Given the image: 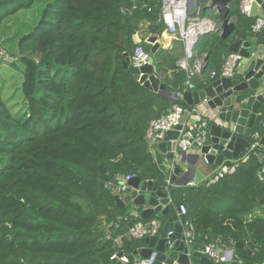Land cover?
Returning <instances> with one entry per match:
<instances>
[{
    "label": "trees",
    "instance_id": "trees-1",
    "mask_svg": "<svg viewBox=\"0 0 264 264\" xmlns=\"http://www.w3.org/2000/svg\"><path fill=\"white\" fill-rule=\"evenodd\" d=\"M34 1L0 0V24L5 10L16 13ZM230 5L237 28L251 29L255 18ZM160 6L161 0H53L19 38L26 56L11 55L23 65L25 104L16 110L0 92V264H133L134 256L130 263L112 259L146 245L127 234L129 227L153 218L163 225L166 216L142 219L117 204L106 183L130 173L168 187L172 202L187 206L195 249L221 237L235 243L243 264H264V163L252 156L216 183L175 186L152 154L149 122L173 101L139 82L124 54H133L143 24L162 35ZM232 40L218 32L201 37L192 63L206 54L205 71L219 68ZM177 50L154 54L158 76L174 93L190 89ZM192 82L201 89L211 79ZM118 216L127 219L116 228Z\"/></svg>",
    "mask_w": 264,
    "mask_h": 264
},
{
    "label": "water",
    "instance_id": "water-1",
    "mask_svg": "<svg viewBox=\"0 0 264 264\" xmlns=\"http://www.w3.org/2000/svg\"><path fill=\"white\" fill-rule=\"evenodd\" d=\"M231 0H212V6H216L221 18L220 36L224 40L233 39L229 44V51L239 53L242 58L237 61L234 74L238 67L242 66L244 72L239 77H220L211 81L206 87L199 90H187L184 92V102L188 105H200L206 103L211 111L208 120L209 140L201 148L200 154L190 160L189 153L177 151V138L179 136L178 125L176 129L166 133L164 139L158 144V148L166 154L169 165L173 168L171 181L178 186H184L190 178L191 168L184 170L182 165H195L199 163V156L203 155L214 170L225 161L237 159L248 148L251 135L260 129L264 114L260 112L261 103L264 102V33L249 30L240 33L236 23L231 19L229 3ZM264 11V0H256L253 3L251 14H257L258 9ZM204 32L201 37L209 34ZM249 36V37H248ZM143 44L146 52L155 54L161 47L159 36L145 32ZM18 58H21V48L16 50ZM124 66L131 69L134 77L145 87L158 92L163 98L175 100L176 93L166 89L165 83L158 76L156 66L146 64L141 67L131 65L130 55L124 54ZM207 64L203 63L202 70ZM257 92L256 94L247 92ZM205 100H207L205 102ZM264 144V135L261 138ZM183 171V172H182ZM182 172V178L177 176ZM131 190L122 196L115 194L117 204L124 208L127 202L133 201L134 206L141 207L140 218L149 219L155 214L168 216L160 235L145 238L146 247L128 254L129 257L140 254L141 259H149L155 256L153 264H214V262L199 251H195L192 245L186 246L183 239V226L185 216L180 213L178 203H173L169 192L155 185L153 180H143L139 176L129 180ZM260 204L259 201L256 202ZM173 231L170 238L176 239V247L166 250L165 243L167 233ZM240 245V244H239ZM191 251V254L188 253ZM123 252H120L122 256ZM221 264H240L238 261Z\"/></svg>",
    "mask_w": 264,
    "mask_h": 264
},
{
    "label": "built area",
    "instance_id": "built-area-1",
    "mask_svg": "<svg viewBox=\"0 0 264 264\" xmlns=\"http://www.w3.org/2000/svg\"><path fill=\"white\" fill-rule=\"evenodd\" d=\"M256 0H241L240 10L241 13L247 16H252L251 10L253 3ZM212 2V0H161L159 21L165 25V31L173 37L178 38L184 45L185 55L182 60L178 62V65L188 71L189 73V61L196 55L197 44L201 39L204 32H214L220 29V24H216L214 21L209 20L202 15L203 3ZM253 31H264V15H258L255 18V22L252 25ZM1 57L6 61L15 62V58L4 51L1 48ZM242 56L236 52H229L224 55V62L219 71L213 70L212 77L220 75L221 77H232L234 75L235 66L237 61ZM131 65L141 67L146 64L155 65L154 54L148 53L145 50L143 41L137 43L133 54L130 56ZM196 69L200 70L202 67V61L197 60ZM190 77V74H189ZM191 78V77H190ZM189 90L193 91L195 85L192 80L187 82ZM184 92L176 93L174 97L172 108L165 114L158 118H154L149 122V126L146 132V139L153 148L164 139L166 133L170 130L176 129L178 125H181L179 129V136L177 138V151L191 152L195 148L201 150V148L209 140V130L207 118H201L197 113L196 108H185L178 103L180 99H183ZM207 100H205L206 102ZM198 106V105H197ZM191 115L195 118H189ZM264 135V119L260 124V129L255 131L251 135V141L248 148L237 159H231L223 162L215 169L214 173L209 177L210 183H216L220 179L235 174L239 166L248 162L252 156H256L260 163H264V144L261 142V138ZM204 161L208 164L207 158L203 157ZM264 174V167L259 171V175L262 177ZM136 175L130 174H116L113 180L108 181L106 186L113 192V194L126 195L130 192L131 187L129 180ZM171 179H167L169 184ZM189 186L197 184L196 180L188 181ZM169 192L168 187L165 189ZM124 194V195H123ZM180 213L185 216V220L182 223L183 226V241L186 246L192 245L196 241V231L193 222L186 218L188 208L184 204L179 205ZM127 219V217L118 216L115 222V227L119 228L121 221ZM161 221L158 218L150 219L149 221L137 220L132 226L129 227L128 235L134 239H145L148 236L161 234ZM165 248L170 251L176 247V239L170 238L173 231L167 233ZM108 236L111 237V233L108 232ZM117 246H121V237L115 238ZM195 251L201 252L203 255L209 257L214 264L231 263L232 261H238L243 264V261L239 258L236 252V246L234 242L229 244L224 243L221 237H218L214 241H208L203 243ZM191 254V251L188 253ZM112 259L121 260L124 263H130L131 258L125 253L120 255V252H115L112 255ZM155 256L149 259H137L134 258L133 264H153Z\"/></svg>",
    "mask_w": 264,
    "mask_h": 264
},
{
    "label": "crops",
    "instance_id": "crops-1",
    "mask_svg": "<svg viewBox=\"0 0 264 264\" xmlns=\"http://www.w3.org/2000/svg\"><path fill=\"white\" fill-rule=\"evenodd\" d=\"M233 3L235 4L234 6V9L237 10L238 8H240V0H233ZM203 8H202V15H204L206 18H208L209 20H212L214 21L216 24H221V18H220V15H219V12H218V9L216 6H212V2H207V3H203ZM229 7L230 9L232 10V7L229 3ZM258 15H264V11L259 8L258 11H257V14L252 16L254 18H256V16ZM247 16V15H246ZM231 19L236 23L237 25V16L234 15L231 17ZM249 30H252L251 29H241L240 30V33H245L246 31H249ZM214 32H218L219 34L221 33L219 30L217 31H214ZM264 33V31H263ZM144 34H145V31L142 30L141 32H138L136 35H135V41L138 43L140 41H142L144 39ZM249 37V36H248ZM159 39L161 41V47L160 48H166V49H174V48H178V52L181 53V56L178 60V62L180 60L183 59L184 55H185V48H184V45L183 43L181 42V40H179L178 38L176 37H173L171 36L170 34H168L167 32H163L162 35L159 36ZM180 42V43H178ZM205 55H199L196 60L194 61V63H192V61H189V74H190V79L193 80L194 78H206V77H209L211 79V81L213 80H216L217 78H220L221 76L218 75L216 77H212V72L213 70H217L219 71L223 62H224V55H223V62L221 64V66L219 68H212V69H208V70H202L203 68V63H205ZM197 60H200L202 61V67L200 70H197L196 69V65L195 63H197L196 61ZM177 62V63H178ZM244 68L242 66L238 67L237 69V72L234 74L233 77H239L241 76V74L244 72L243 70ZM157 72V71H156ZM209 84V83H208ZM207 84V85H208ZM195 85V84H194ZM200 89V88H199ZM198 88H195L193 90H199ZM202 89V88H201ZM247 92H252L250 90H248ZM254 94H256L257 92H252ZM263 103V102H262ZM261 103V106H260V112L262 113V104ZM193 108L197 110V113L200 115L201 118H209V116L211 115V111H210V108L209 106L206 104V103H201L200 105H193ZM189 118H195L193 117V115H191ZM245 152V151H244ZM243 152V153H244ZM189 153V156L190 157V160H195L194 156L196 154H200V150L195 148L193 151L191 152H188ZM152 154L154 155V158L157 162V164L159 165V167L161 168V170L164 171L167 179H171L172 177V174H173V168L174 167H171L169 165V162H168V159H167V156L165 153H163L159 148L158 146H154L152 148ZM182 168L184 170L188 169V168H191V173H190V178H189V182L192 181V180H196L197 184L194 185V186H198L199 184L201 183H210L209 181V177L214 173V169L208 165L204 159H203V155H200L199 156V163L195 164V165H190V164H186V165H182ZM183 172V171H182ZM182 172L180 175L177 176V180H180L182 178ZM173 185L177 186L174 182H173ZM187 185V184H186ZM189 186V185H188ZM125 209H128L130 210L131 214L135 217H140V210H137L136 207L134 206V203L133 201L131 202H127L125 207ZM174 213H176V210L173 209L171 214L164 217V223L161 227V233H162V230H163V227H164V224L166 222V220L171 216L173 215ZM159 219V218H158ZM160 220V219H159ZM161 221V220H160ZM163 221H161L162 223ZM146 247V245H144L143 247L141 248H144ZM140 248V249H141ZM140 249H138L137 251H139ZM134 258H137V259H141V256L140 254H137V255H134Z\"/></svg>",
    "mask_w": 264,
    "mask_h": 264
},
{
    "label": "rangeland",
    "instance_id": "rangeland-1",
    "mask_svg": "<svg viewBox=\"0 0 264 264\" xmlns=\"http://www.w3.org/2000/svg\"><path fill=\"white\" fill-rule=\"evenodd\" d=\"M50 1L53 0H35L30 8L21 9L16 13H9L11 8L4 11L6 16L0 24V46L4 51L9 54L16 52L19 38L39 23L43 9ZM146 26L147 24H143L142 30ZM22 67L18 61H6L0 54V92L10 104H16V110L25 104L21 90L23 75L19 69Z\"/></svg>",
    "mask_w": 264,
    "mask_h": 264
}]
</instances>
